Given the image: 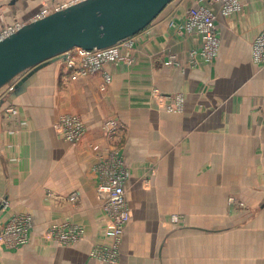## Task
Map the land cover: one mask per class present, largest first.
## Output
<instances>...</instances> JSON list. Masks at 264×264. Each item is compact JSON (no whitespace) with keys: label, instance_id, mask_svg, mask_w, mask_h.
Here are the masks:
<instances>
[{"label":"crops","instance_id":"crops-1","mask_svg":"<svg viewBox=\"0 0 264 264\" xmlns=\"http://www.w3.org/2000/svg\"><path fill=\"white\" fill-rule=\"evenodd\" d=\"M51 1L61 0H31L10 16L1 0L0 27L29 20ZM236 1L239 7L226 13L225 1L174 0L128 39L123 50L130 60L76 78L59 60L6 101L0 228L26 212L33 235L18 250L0 248V264H103L89 256L94 244L107 241L99 234L104 198L97 188L121 163L131 213L122 264H264V67L252 56L264 0ZM202 5L215 14L220 39L210 62L192 54L201 40L183 26L188 10ZM172 55L177 61L169 66ZM49 72L51 89L38 91ZM155 89L182 94V111H167L176 102L157 99ZM11 104L19 111L3 114ZM63 114L84 123L79 141L57 135ZM174 213L186 224L173 221ZM63 221L85 235L72 246H42L44 230Z\"/></svg>","mask_w":264,"mask_h":264},{"label":"water","instance_id":"water-1","mask_svg":"<svg viewBox=\"0 0 264 264\" xmlns=\"http://www.w3.org/2000/svg\"><path fill=\"white\" fill-rule=\"evenodd\" d=\"M28 1L31 0H7L3 4L10 6L11 16L17 9L25 10ZM173 1L74 0L45 16L25 21L0 40V93L12 85L7 99L11 103L44 67L66 59L68 51L101 50L134 37ZM5 103L6 99L0 98V110Z\"/></svg>","mask_w":264,"mask_h":264},{"label":"built area","instance_id":"built-area-1","mask_svg":"<svg viewBox=\"0 0 264 264\" xmlns=\"http://www.w3.org/2000/svg\"><path fill=\"white\" fill-rule=\"evenodd\" d=\"M74 1V0H71ZM212 2L225 1L223 11L230 13L236 10L239 5L236 0H208ZM58 4L60 6L65 5ZM54 9V10H55ZM51 11V6L41 10L37 17L45 16ZM35 19V18H32ZM216 16L213 11L206 6H196L190 8L186 14L183 26L187 32L197 36L201 40L200 50L193 51L192 54L200 55L204 61L210 62L217 56L219 50V36L215 27ZM24 22L11 23L12 25H5L6 27H0V40L17 30L22 26ZM253 61L264 67V28L257 35L253 41ZM128 39L122 41L113 46L85 50L82 48H74L66 53L67 65L76 70L73 78L80 75H87L88 73L95 72L101 67L110 62H119L123 60H130L124 53V48H127ZM197 57V56H195ZM176 57L172 55L167 60V65H173L176 63ZM9 87L12 88V85ZM155 95L160 99L164 96L159 90H155ZM169 99L176 100L177 106L172 109V106H168L171 111H182L183 109V95L177 94L175 97L167 96ZM55 130L59 137L70 142H77L85 134L86 128L82 123L81 118L73 114H63L59 117L55 124ZM120 171V170H119ZM121 172V173H120ZM118 173H111L98 184V192L103 196V216L101 217L100 235L106 242L97 243L91 250L90 255L97 261L103 262V264H118L120 260V246L124 236V230L130 221L131 213L129 203L127 201L125 192V181L128 173L126 170ZM177 223H180V219L173 218ZM29 221V219H28ZM23 215H16L13 223L1 229L0 243L5 241L8 245L15 236L27 232L30 230V222ZM51 231L49 232L51 243H57L60 245H69L75 241L81 239L85 235V230L82 226H78L70 221H63L61 223H52ZM23 239H26L23 238Z\"/></svg>","mask_w":264,"mask_h":264},{"label":"rangeland","instance_id":"rangeland-1","mask_svg":"<svg viewBox=\"0 0 264 264\" xmlns=\"http://www.w3.org/2000/svg\"><path fill=\"white\" fill-rule=\"evenodd\" d=\"M1 1V0H0ZM2 1H6V0H2ZM71 0H61L60 2L59 1H57L56 3H53L52 1H51V11H53L55 8H57L56 6H58V4H60V3H62V4H64V3H68V2H70ZM43 6H45V8L46 7H48L47 6V3H44V5ZM224 6H225V4L223 5V9H225L224 8ZM43 8V7H42ZM41 8V9H42ZM44 8V9H45ZM43 10V9H42ZM12 23H16V21L15 22H12ZM9 24H11V22H9ZM8 24V25H9ZM264 28V27H263ZM105 65V64H104ZM103 65V66H104ZM68 66V65H67ZM103 66L101 67V69L103 68ZM69 67V66H68ZM70 68V67H69ZM101 69H99V70H97V71H95V72H91V73H88L87 75H85V76H89V75H94V74H96L97 72H99V71H101ZM71 70H72V72L73 73H69L70 75H72V77L74 76V74H75V72H74V67H72L71 68ZM47 75H49V76H46V78H49V79H47V80H45V83H43V84H41V88L38 90V91H44V92H48L50 89H51V84L49 83V81H50V79H51V73L49 72V73H47ZM80 76H84V75H80ZM155 90H157V89H155ZM10 91H11V87H6L5 89H3V91L0 93V98H5L6 99V101H7V99H8V96H9V94H10ZM177 95V94H176ZM175 94L174 95H171V96H173V97H175L176 96ZM171 100H172V102L173 101H175L176 102V100H174V99H172L171 98ZM8 102V101H7ZM173 106H172V109H175L176 108V106H177V103L174 105V102H173V104H172ZM18 106L16 105H14V104H11V105H8L7 107H5V109H4V112H3V114L4 113H8V114H13V113H15V112H17V111H19V109L17 108ZM170 107V106H169ZM169 107H166L167 108V111H171L170 109H169ZM173 111H175V110H173ZM123 165H124V163L122 164H120V171H123V170H125V168L123 167ZM126 167V166H125ZM119 171V172H120ZM127 172V171H126ZM110 173V172H109ZM118 173V172H117ZM121 173V172H120ZM128 173V172H127ZM126 185L127 184H125L124 186H125V190H126ZM18 216L19 215H23L24 217H26L27 218V221H28V219H29V221L28 222H30V230H27V232H24V233H21V234H19V236H15L14 237V239H9V241L11 240V242L8 244V245H6V243H5V241H3V242H1L0 243V248H3V249H8V250H18V249H20V248H22V247H24V246H26V245H29V243H31V241H32V235H33V220H32V216H31V214L30 213H26V212H24V213H19V214H17ZM15 216L16 215H14L13 217H11L4 225H3V227L1 226V228H0V232H1V229H4V228H6V227H8V226H10L12 223H13V221H14V219H15ZM173 218H175V219H177V218H179L181 221H180V223H182L181 225H183L184 223L186 224V218L184 217V216H182V215H179V214H176V213H174L173 214V216H172V218L171 219H173ZM173 221H175V220H173ZM174 224V223H173ZM79 226V225H78ZM51 229V224L44 230V232L42 233V235L40 236V238L39 239H41L40 240V244L42 245V246H44V247H51V238H50V235H49V232L51 231L50 230ZM99 234H100V230H99ZM101 236V235H100ZM26 237V239H23V238H25ZM80 240V239H79ZM79 240H77V241H75L74 243H72V244H69V245H62V246H72V245H74L75 243H77ZM123 240V239H122ZM98 243H100V242H98ZM97 244V243H96ZM96 244H94V246L96 245ZM122 245V244H121ZM93 246V247H94ZM92 247V248H93ZM92 250V249H91ZM91 252V251H90ZM89 256L92 258V259H94L91 255H90V253H89ZM100 262V261H99ZM101 263H103V262H101ZM118 264H122L121 263V246H120V260H119V262H118Z\"/></svg>","mask_w":264,"mask_h":264},{"label":"bare ground","instance_id":"bare-ground-1","mask_svg":"<svg viewBox=\"0 0 264 264\" xmlns=\"http://www.w3.org/2000/svg\"><path fill=\"white\" fill-rule=\"evenodd\" d=\"M43 9H44V8H43ZM40 11H41V10H40ZM40 11L37 12V13H36L35 15H33L32 17H33V18H36V16H38V14L40 13ZM32 17H31V18H32ZM31 18H30V19H31ZM30 19H29V20H30ZM26 21H27V20H26ZM17 22H21V23H22V22H25V21H17ZM9 25H12V24H9ZM7 26H8V25H7ZM3 27H6V26L3 25ZM219 40H220V39H219ZM253 43H254V42H253ZM219 44H220V42H219Z\"/></svg>","mask_w":264,"mask_h":264}]
</instances>
